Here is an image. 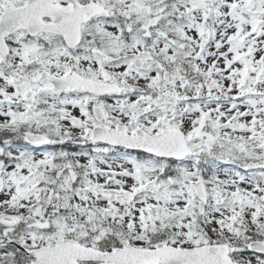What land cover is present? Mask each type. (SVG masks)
<instances>
[{"label":"snow or ice","instance_id":"snow-or-ice-1","mask_svg":"<svg viewBox=\"0 0 264 264\" xmlns=\"http://www.w3.org/2000/svg\"><path fill=\"white\" fill-rule=\"evenodd\" d=\"M0 264H264V0H0Z\"/></svg>","mask_w":264,"mask_h":264}]
</instances>
